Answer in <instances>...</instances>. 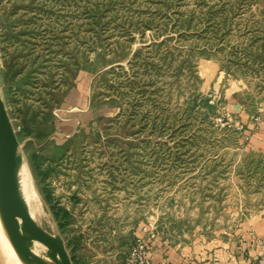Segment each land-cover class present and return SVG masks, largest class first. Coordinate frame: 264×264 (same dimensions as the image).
<instances>
[{"label": "rangeland", "instance_id": "374dc122", "mask_svg": "<svg viewBox=\"0 0 264 264\" xmlns=\"http://www.w3.org/2000/svg\"><path fill=\"white\" fill-rule=\"evenodd\" d=\"M0 95L72 264L264 220V0H0ZM11 247L0 227V264Z\"/></svg>", "mask_w": 264, "mask_h": 264}, {"label": "water", "instance_id": "95a60500", "mask_svg": "<svg viewBox=\"0 0 264 264\" xmlns=\"http://www.w3.org/2000/svg\"><path fill=\"white\" fill-rule=\"evenodd\" d=\"M22 162L20 144L0 95V208L5 223L16 246L29 262L49 264L28 249L27 241H35L48 249L52 264H72L62 237L42 229L19 195L16 175Z\"/></svg>", "mask_w": 264, "mask_h": 264}, {"label": "crops", "instance_id": "0c3cea01", "mask_svg": "<svg viewBox=\"0 0 264 264\" xmlns=\"http://www.w3.org/2000/svg\"><path fill=\"white\" fill-rule=\"evenodd\" d=\"M146 227L140 236L148 237ZM151 264H253L258 254L264 251V220L235 233L226 241L215 240L209 245L195 248L181 247L165 238L148 237ZM185 246V245H184ZM188 246V247H187Z\"/></svg>", "mask_w": 264, "mask_h": 264}, {"label": "bare ground", "instance_id": "6f19581e", "mask_svg": "<svg viewBox=\"0 0 264 264\" xmlns=\"http://www.w3.org/2000/svg\"><path fill=\"white\" fill-rule=\"evenodd\" d=\"M16 178H17V183H18L19 195L22 198L24 204L26 206H28V204L32 200H34V198L36 197V193H35V191L33 189L31 178L29 176L27 166L23 165V162L20 164V166L18 168ZM0 227L4 229L7 239L9 240V242L12 243V247L11 248H13V246L16 248L15 249L16 252H14V254L12 253V256L14 258L13 260L15 261V259H17L14 264H34V263H31L28 260H26L25 257L23 256V254L21 253V251L16 246V244H15V242H14V240H13V238H12L10 232H9V229H8L6 223H5L4 217L2 215L1 208H0ZM26 245H27L28 249L34 255H37L36 252L38 250L34 249V248H35L36 245H38V246L40 245L38 242L27 241ZM35 250H36V252H34ZM10 255H11V253H10ZM45 262L48 263L47 261H45ZM49 264H52V263H49Z\"/></svg>", "mask_w": 264, "mask_h": 264}, {"label": "built area", "instance_id": "2783aa9c", "mask_svg": "<svg viewBox=\"0 0 264 264\" xmlns=\"http://www.w3.org/2000/svg\"><path fill=\"white\" fill-rule=\"evenodd\" d=\"M148 237H154V232L148 231ZM148 237H137L134 245L128 251L125 264H151L150 262V245ZM253 264H264V251L258 254Z\"/></svg>", "mask_w": 264, "mask_h": 264}, {"label": "trees", "instance_id": "16d2710c", "mask_svg": "<svg viewBox=\"0 0 264 264\" xmlns=\"http://www.w3.org/2000/svg\"><path fill=\"white\" fill-rule=\"evenodd\" d=\"M138 53H139V51L135 52L136 55ZM41 175H42V173H41ZM52 214H53L55 219H61L62 218L64 220H66V221L68 220V218L70 216V212L65 207H55L54 206L53 210H52Z\"/></svg>", "mask_w": 264, "mask_h": 264}]
</instances>
